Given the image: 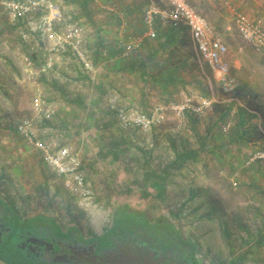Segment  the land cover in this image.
<instances>
[{
	"label": "rangeland",
	"instance_id": "obj_1",
	"mask_svg": "<svg viewBox=\"0 0 264 264\" xmlns=\"http://www.w3.org/2000/svg\"><path fill=\"white\" fill-rule=\"evenodd\" d=\"M211 1L189 0L228 47L227 85L197 58L188 31L170 41L169 30L161 31L149 43H163V49H147L148 55L139 48L143 36L137 30L143 28L149 0H135L131 12L128 7L119 12L127 17L129 11V21L134 20L127 39L131 47L106 58L107 65L89 80L71 55H48L47 66L40 41L10 17L0 0V197L24 216L46 215L85 236L101 235L116 209L125 207L152 222L168 220L193 241L201 263L232 264L233 255H242L241 264H264V157L255 158L264 154V55L241 37L225 6ZM64 20L61 26L68 27L65 13ZM39 97L52 110L48 118L35 105ZM202 99L213 101L210 110L200 115L168 110L148 131L123 128L118 118L119 109L150 113L157 105L189 101L196 106ZM230 101L261 110L251 118L262 127L255 131L260 145L245 160L236 158L234 145H200L207 130L223 143L231 134L230 122L240 125L231 112L218 118L216 105ZM25 118L33 120L39 138L79 154L94 193L88 208L17 132L16 123ZM187 148L206 154L174 162L177 150ZM257 165L262 173L254 177L251 166ZM167 167L171 173L162 187L158 175ZM209 234L219 251L206 240Z\"/></svg>",
	"mask_w": 264,
	"mask_h": 264
},
{
	"label": "built area",
	"instance_id": "obj_2",
	"mask_svg": "<svg viewBox=\"0 0 264 264\" xmlns=\"http://www.w3.org/2000/svg\"><path fill=\"white\" fill-rule=\"evenodd\" d=\"M5 8L10 17L23 26L37 33L42 41H51L48 48L49 55L54 53L72 52L88 72L94 71V66L81 45L84 30L79 26H69L66 30H59L64 21L61 4L57 0H5ZM162 20L186 26L190 31L196 54L199 60L206 62L212 71L226 85L230 65L227 60L228 47L223 39L214 33L209 21L187 0H149L145 9L144 19L148 27V36L154 37V20L156 16ZM234 24L241 37L264 53V27L259 19H252L246 13L235 11ZM24 37L28 35L25 33ZM46 57V55H45ZM47 66L51 65V57L45 58ZM213 101L202 99L196 106L189 101L180 104L171 103L168 106L157 105L150 113L144 114L134 110H118V118L125 128L134 127L148 131L161 124L166 111L172 110L182 115L185 110H192L196 114H203L212 108ZM35 105L45 117H50L52 111L40 97ZM17 132L25 142L37 149L44 163L57 175L64 178L66 187L77 196L80 206L88 208L93 203L94 193L87 184L82 169V161L78 153L65 145H53L39 138L34 129L32 119H22L16 123ZM264 157V154L255 155Z\"/></svg>",
	"mask_w": 264,
	"mask_h": 264
},
{
	"label": "crops",
	"instance_id": "obj_3",
	"mask_svg": "<svg viewBox=\"0 0 264 264\" xmlns=\"http://www.w3.org/2000/svg\"><path fill=\"white\" fill-rule=\"evenodd\" d=\"M57 1L63 7L62 10H64L63 12L65 13V17L71 23L69 26H79L82 27L84 30V36H83L81 48L88 55L94 66V71L90 73H94V75H96L98 70H100L101 67H103L102 65H107V63H105L104 60H106V58L108 57L109 58L112 57V55H114V53H116V51H118L120 48H122L121 49L122 51L125 50L127 51L128 48L131 47L130 43L127 42V39L131 36V31L129 30V26L132 25L131 22L133 23L134 20L129 21L128 15L130 14L129 11L131 12L133 10L132 8H134L135 0H57ZM187 1L192 7H194L189 2V0ZM210 2L212 3L213 1L210 0ZM219 3L225 6L226 17L228 16L229 18H231L233 23H234V12L240 11L246 13V15H248L252 19L262 18L263 21L262 19L259 20H261L264 27V14L261 15V13H264V0H219ZM126 7H128L129 9V11L127 12L128 14L127 17L121 16L119 12L122 13L123 9ZM83 24L85 25L84 27L82 26ZM119 24H121V28H119ZM153 26L155 30L154 37L148 36V27L145 20H143V28H139L137 30V33L143 36L142 37L143 39H141L139 42V48L141 49L143 48V50L147 52V55H148L147 49L151 50V52L163 49L164 47L163 43H155L154 46L150 45L149 43L150 41H153V39L161 36L160 35L161 31L169 30L168 32L169 36H166V38H168L169 41L175 38L177 33L179 32L188 31L190 33V31L186 26H183L181 24H175L171 21L162 20L158 15L155 17ZM68 27L65 26L64 24L59 27V30L61 29L62 31H64ZM28 30L30 31L29 33H31L32 36H34L36 39L40 41L42 45L41 50L43 51L44 57L45 55L48 56L50 54L48 48L51 46L52 42L42 41L39 39L35 31L30 29ZM56 54H61L62 56H66L67 54L71 55L72 57L76 58L75 60L78 61L77 65L79 67L82 66L81 68L85 70L80 60L72 52L68 51L66 53H54L53 55ZM262 54L264 55V53ZM227 60L228 62H231L229 59V54H227ZM200 62L202 61L200 60ZM204 63L207 64L206 62ZM146 64L147 63H145V65ZM207 66L210 68L208 64ZM82 72L84 73V71ZM78 76L80 75L78 74ZM151 105L153 106L156 105V102L155 101L152 102ZM259 109L260 108L258 107L251 108L247 106H240L237 105V103H235L234 101H230L228 103L220 104V105L217 104L216 110L219 112V117H218L219 119L221 117H224L225 115H229V113L231 112L233 115L237 116L240 125L237 126V128H235L230 122L229 129L231 131V134L228 137L229 140L224 138L225 141H223V143H221L218 140L215 141L214 139H212V136H208L210 131L207 130L205 137H203V139L200 142V145L202 146L203 149L204 147L207 148L210 145L212 146L223 145V148L224 146L230 147L234 145L237 147V149H239V151L236 153L237 154L236 158L240 160H245L247 156L252 153V150H255L256 148H258V145H260L259 139L257 138V136H255V131L256 132L259 130L262 131V127L260 125H254V123L251 120L253 116L260 115L261 110ZM185 111L189 112L188 110ZM185 111L183 112L184 115L186 114ZM141 113L147 114L148 112H141ZM209 129H211V127ZM192 137L193 136H190L187 141H191L193 139ZM182 152H188L190 153V155L193 153L192 154L193 157H191L190 159H196L199 157V154H201L202 150L199 151V149H195V148L192 149L187 148L186 150H181V151L177 150L176 156L173 161H175L179 153ZM202 154H206V152H202ZM181 159L184 158L182 157L177 161H180ZM186 159L188 160L189 158ZM251 169H252L251 172H254L255 174L254 177H256L257 175H261L262 173L260 172L261 170L259 171L258 165L251 166ZM251 185H253L254 187L253 189L255 191L258 190V188L254 185V183H252ZM205 222L206 223L203 224L205 226L211 224L210 222L207 223L208 221ZM206 240L208 241V243L209 242L214 243V240L216 239L211 234H209L206 237ZM214 244L215 246H217V249H215L216 251L214 252L219 251L220 248L218 249V243H214ZM233 257L235 260L232 261V264H241L242 255L241 256L233 255ZM214 258L216 259L217 262L218 260L216 255Z\"/></svg>",
	"mask_w": 264,
	"mask_h": 264
},
{
	"label": "flooded vegetation",
	"instance_id": "obj_4",
	"mask_svg": "<svg viewBox=\"0 0 264 264\" xmlns=\"http://www.w3.org/2000/svg\"><path fill=\"white\" fill-rule=\"evenodd\" d=\"M146 221L148 226L155 225ZM92 237L24 216L0 198V254L5 255L7 243L15 240L26 256L45 264H181L190 257V253L182 256L170 248L149 228L127 231L107 241ZM91 258L96 261L89 262Z\"/></svg>",
	"mask_w": 264,
	"mask_h": 264
},
{
	"label": "trees",
	"instance_id": "obj_5",
	"mask_svg": "<svg viewBox=\"0 0 264 264\" xmlns=\"http://www.w3.org/2000/svg\"><path fill=\"white\" fill-rule=\"evenodd\" d=\"M145 72L146 71H143V74ZM84 78L89 80L91 78V73L84 70ZM192 154L190 155V153L188 152L179 153L177 159L174 162H178L177 160H179L182 157L184 159L191 158L193 157ZM170 173H171V168L169 169L167 167L164 168L162 174L158 175V178L161 179L162 187L164 186L165 181L169 178ZM161 186L155 184V187L159 191L160 190L163 191V189H161ZM27 217H35L36 220L41 221L43 224L52 225L53 227L58 228V230L62 228L61 225H59L55 220L52 221V217L46 215H33ZM146 219L147 218L142 213H138L137 211H133L125 207H120L116 209V211L114 212L111 226L105 229L102 235L93 236L92 238L96 240L104 239L105 241H107L110 240L113 236L123 235L127 231H135L140 228L143 229L149 228L152 234L157 235L160 240L164 239V241L168 242L170 248H172L173 250L180 251L182 256L186 255L187 253H190V257L182 261L181 264H205V263H201L197 259L195 255L196 245L193 243V241L191 239L184 238L172 223H169L168 220H164V221L159 220L155 222V225L148 226ZM68 229L74 230L76 233H80L81 235H84L77 228H68ZM5 250H7L5 252V255L0 254V258L8 262L9 264H45L40 260H32L31 258L26 256V254L22 252V250L16 247L15 240H10L7 243Z\"/></svg>",
	"mask_w": 264,
	"mask_h": 264
},
{
	"label": "water",
	"instance_id": "obj_6",
	"mask_svg": "<svg viewBox=\"0 0 264 264\" xmlns=\"http://www.w3.org/2000/svg\"><path fill=\"white\" fill-rule=\"evenodd\" d=\"M88 261L89 262H95L96 260H95V258H91ZM0 264H9V263L0 258Z\"/></svg>",
	"mask_w": 264,
	"mask_h": 264
}]
</instances>
